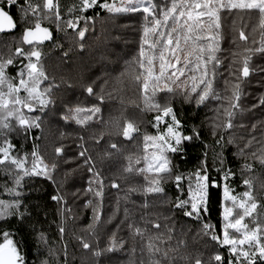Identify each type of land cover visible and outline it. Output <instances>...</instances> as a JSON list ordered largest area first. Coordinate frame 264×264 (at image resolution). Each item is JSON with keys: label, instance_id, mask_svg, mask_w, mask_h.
I'll return each instance as SVG.
<instances>
[{"label": "snow or ice", "instance_id": "snow-or-ice-1", "mask_svg": "<svg viewBox=\"0 0 264 264\" xmlns=\"http://www.w3.org/2000/svg\"><path fill=\"white\" fill-rule=\"evenodd\" d=\"M253 15L251 44L235 19L226 30ZM18 28L0 40V223L27 230L33 264H264V91H247L264 89V0H0V34ZM38 178L50 223L28 202ZM14 235L0 227V264H28Z\"/></svg>", "mask_w": 264, "mask_h": 264}, {"label": "trees", "instance_id": "trees-1", "mask_svg": "<svg viewBox=\"0 0 264 264\" xmlns=\"http://www.w3.org/2000/svg\"><path fill=\"white\" fill-rule=\"evenodd\" d=\"M41 2H42V0H41ZM70 2H71V0H61V4L62 5L69 4ZM12 14L19 21V17L16 14L15 8L12 9ZM91 14L92 13L90 12L89 15H91ZM233 19H235V26H236L237 30H244L249 35L250 39H249V41L247 43L248 44H251V37L253 35L252 34V28L254 26H257L258 25V19H257V17L255 15H253L251 19H249L248 17H244L243 20H241L238 17H230L226 21V30H228V29H230L232 27L231 21ZM44 26H48V27H50V29H54L55 28V25H51L47 21L44 22ZM19 32H20V29L18 28L15 33L0 34V40L10 39L11 36L18 35ZM229 34L232 35V33H229ZM236 35L238 36V32L236 33ZM255 38H256L257 41H259V39H260V33H259V28L258 27H257V31L255 33ZM245 43L246 42H242V41H239L237 39V44L239 45V48H237L235 45H233L232 46V50L233 51H240V50H242L243 47L245 46ZM46 45H48V43H46ZM222 48H224L225 51L221 55L224 56V57L229 56L230 55V52L228 51V49H229V43L228 42H224L222 44ZM48 50L49 49L46 46L44 48V51H45L46 54L48 53ZM0 54L6 55L7 54V50L6 49H3V48H0ZM59 55H60V52L59 51L53 52L51 58L50 59H47L45 61L46 67L48 68L49 72L52 71V67L51 66H52V64H54L56 62V57H58ZM227 62L228 61L226 60L225 63H227ZM14 73H15V69L14 68H10L9 69V74L10 75H14ZM254 82H255V78H253V86L249 87L247 89V91L253 92V93H258L260 91H264V89L256 88ZM131 94L132 93L129 92V95H131ZM115 114H118V113H114V115ZM245 119H246V122H247V118H245ZM73 126L75 127V125H73ZM61 130H63V129H61ZM148 131L149 132H154V130L151 129V128H149ZM45 135L48 137V139L46 140L45 145H42V150L44 151V155H45L46 159L47 160H51L52 159V148H53V145L56 144V143H58V140H57L58 132L56 131L55 127H53L51 133H49L47 131V129H46ZM257 135H259V133H257ZM12 142L14 144H16L17 147H19L21 144L24 143V141L20 140L19 138L14 137V136L12 137ZM64 143L71 144L72 141H71V139H66L64 141ZM26 147L27 148H30L31 145L28 144ZM132 148H133V154L143 155V144H142V142L139 145H133ZM229 151H231V149ZM197 155H198V152H197L196 149H189L188 150V153H187V160H186V162L185 161H182L179 157H176L175 158V163H177V164L180 165L181 170L191 169L193 167V165H195V163H196V157H197ZM229 159L231 160L232 158L229 157ZM135 179L138 180V182L140 184H143L144 183L142 177H137ZM6 181H8V177L6 175H0V199H9L10 198V197H8V195L6 193H4V189H3V186H2L3 183L6 182ZM121 184L124 187H127L128 186V185L124 184L123 181H121ZM239 184H240V182H239V180H237L236 185H234L236 187V191L237 192H241V191L244 190L243 187L239 186ZM37 185H38L37 189L35 191H33L29 195L28 202H30L32 204H35L38 201L41 202V203L47 201L48 202V205H49L48 222L50 223L53 219L56 218L55 217V204H54V202H51L48 199L49 195L52 194L53 189H52V187L50 186L49 183L44 182L42 180H39V178L37 179ZM78 186H84V187H86V184L83 181H80L78 183ZM256 186H257V188L259 187V183L258 182H257V185ZM165 187L168 188L170 194H174V189L172 188L171 184L165 185ZM121 195H122V193H121ZM71 199L72 198L69 197V202L70 203H71ZM132 199L135 200V201H137V203H139V202H141L142 197H140L139 195H135L134 194L132 196ZM83 200H84V197L81 196V199H80L79 202H82ZM113 201H114V197H113ZM216 203H218V199L216 200ZM216 203H214V205H213L214 208L216 207ZM77 212H79L78 209H77ZM90 215H91L90 210L83 213V217H85V218L86 217H90ZM217 217H218V211H214L213 212V215H212V218H211L213 223H216L217 222ZM41 219H43V216H41ZM86 222L87 221L85 219L84 224H86ZM68 225H69V228L71 229L72 228V222L69 221L68 222ZM79 226H84V225L78 223V227ZM0 227H9L15 233L14 239L17 240V241H19L20 247L21 248H24L27 251V253H28V257H27L28 264H33V261H35L37 259V257L34 255L35 241L33 240L32 237H30L28 235L27 230H25V231H18L19 225L16 222V218L15 217H13L12 220L9 221V224H7V225L0 223ZM45 227H47V225H45ZM193 227H195V226H193ZM51 235H53V236L55 235V227L54 226H53ZM0 242H2V239H0ZM173 243H175V241H173ZM137 247L139 248V243H138ZM193 247H200V246L199 245L193 246L192 243H191V239L189 237V249L188 250L189 251H192ZM80 255H81V253L80 252H77V256L79 257ZM77 264H80V261L79 260H77Z\"/></svg>", "mask_w": 264, "mask_h": 264}, {"label": "water", "instance_id": "water-1", "mask_svg": "<svg viewBox=\"0 0 264 264\" xmlns=\"http://www.w3.org/2000/svg\"><path fill=\"white\" fill-rule=\"evenodd\" d=\"M48 43V42H45V44Z\"/></svg>", "mask_w": 264, "mask_h": 264}]
</instances>
